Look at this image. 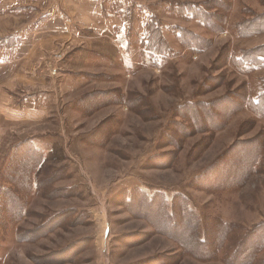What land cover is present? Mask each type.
Listing matches in <instances>:
<instances>
[{
	"label": "rangeland",
	"instance_id": "374dc122",
	"mask_svg": "<svg viewBox=\"0 0 264 264\" xmlns=\"http://www.w3.org/2000/svg\"><path fill=\"white\" fill-rule=\"evenodd\" d=\"M262 22L264 0H0V264H264Z\"/></svg>",
	"mask_w": 264,
	"mask_h": 264
},
{
	"label": "trees",
	"instance_id": "16d2710c",
	"mask_svg": "<svg viewBox=\"0 0 264 264\" xmlns=\"http://www.w3.org/2000/svg\"><path fill=\"white\" fill-rule=\"evenodd\" d=\"M264 29V22H262V23H259V24H255V23H250V24H248L246 27H245V30H246V32H248V31H250V30H254V31H262ZM191 216V215H190ZM223 238H222V236H221V238H220V241H223L222 240ZM197 242V245L195 246V247H197L196 248V250H198V247L200 248V246H202V244L201 243H199V241L197 240L196 241ZM219 243L220 242H216V244H215V246L213 247V248H216V247H218V245H219ZM200 256H203L202 258H209V254H208V252H204V251H201L200 252V254H199ZM214 258V257H213ZM212 258V259H213Z\"/></svg>",
	"mask_w": 264,
	"mask_h": 264
},
{
	"label": "crops",
	"instance_id": "0c3cea01",
	"mask_svg": "<svg viewBox=\"0 0 264 264\" xmlns=\"http://www.w3.org/2000/svg\"><path fill=\"white\" fill-rule=\"evenodd\" d=\"M24 44V43H23ZM24 46L25 45H21V48H19L18 50H19V52H20V50L22 49L23 50V52H21V55L19 54V59H18V61H21V62H25V60L28 58V54H30V53H26L25 51H24ZM1 56V55H0ZM8 61L9 60H4L2 57L0 58V66H3V65H5L6 63H8ZM20 62V63H21ZM36 83H40V81H37Z\"/></svg>",
	"mask_w": 264,
	"mask_h": 264
}]
</instances>
